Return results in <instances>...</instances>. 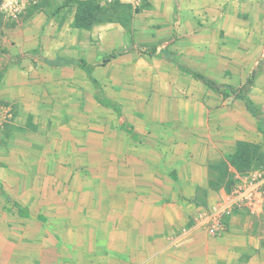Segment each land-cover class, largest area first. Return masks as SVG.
Masks as SVG:
<instances>
[{
	"label": "crops",
	"instance_id": "0c3cea01",
	"mask_svg": "<svg viewBox=\"0 0 264 264\" xmlns=\"http://www.w3.org/2000/svg\"><path fill=\"white\" fill-rule=\"evenodd\" d=\"M39 1L0 0L1 12L26 15L6 31L15 54L42 50L53 27ZM150 2L177 15L167 29L179 41L166 44L175 57L165 60L188 76L187 87L171 89L176 96L163 87L159 102H149L159 114L140 124L98 104L92 86L91 107L113 111L115 126L89 112L57 120L55 132L41 117L24 118L30 108L22 92L13 94L15 129L0 138V264H264V170H237L230 161L264 153L258 121L241 99H223L179 68L237 89L264 129V0ZM43 56L48 68L66 65ZM8 95L2 86L0 96ZM250 173L262 176L261 199L208 235L201 214Z\"/></svg>",
	"mask_w": 264,
	"mask_h": 264
},
{
	"label": "rangeland",
	"instance_id": "374dc122",
	"mask_svg": "<svg viewBox=\"0 0 264 264\" xmlns=\"http://www.w3.org/2000/svg\"><path fill=\"white\" fill-rule=\"evenodd\" d=\"M81 1L85 2L40 0L38 6L45 8L53 27L47 30L43 38L42 50L22 51L19 54L14 53L16 42L6 31L21 25L26 15L19 13L16 16L13 12L0 11V90L3 86L9 92L7 97L0 96V138L8 137L15 129L11 122L18 117L13 95L17 92L23 93L20 98L30 108L24 118L31 121L41 117L43 122L46 121L45 127L53 132L58 129L55 124L57 120L82 119L89 112V118H95L97 122L111 121L109 124L115 126L113 111L97 105L94 109L91 107L92 84L82 70L67 64L69 59H82L94 66L92 76L102 93L118 101L120 110L140 124L151 122L148 118L151 113L159 114L158 110H151L149 102L153 99L159 102L163 87H168V94L172 93L173 96H176V91L171 89L187 87L188 76L165 60L169 53L172 54L171 58L175 57L171 47H166L167 42L179 41L177 33L167 29L168 24L177 19L174 11L167 14L153 10L150 0H89L92 2L93 23L89 28H77L73 22ZM69 19L70 23L65 26ZM56 23H59L57 27L54 25ZM162 45L165 48L161 49ZM113 50L122 51L123 54L102 64ZM44 54L47 58L64 60L65 67L48 68L42 61L46 59ZM31 58L33 64L27 61H31ZM35 58L40 62L36 63ZM21 88L23 91H19ZM177 94L182 99L183 92L177 91ZM38 110L40 114L36 112ZM104 127L108 129L110 125ZM130 148L133 149V146L129 144ZM260 154L241 170H264V153Z\"/></svg>",
	"mask_w": 264,
	"mask_h": 264
},
{
	"label": "trees",
	"instance_id": "16d2710c",
	"mask_svg": "<svg viewBox=\"0 0 264 264\" xmlns=\"http://www.w3.org/2000/svg\"><path fill=\"white\" fill-rule=\"evenodd\" d=\"M82 3H79L78 10L74 16V26L77 28H89L94 19L93 14H91V1H81ZM123 52L119 50H113L107 57H105L102 61V64L109 62L111 59H114L117 55H122ZM50 66H57V62H47ZM67 64L75 66L86 74L88 80L91 82L93 88H94V98L98 104H100L103 107L111 108L113 111H115L118 116H120V105L118 103H115L108 98H106L101 90V87L99 86L96 79L92 76V71L94 69L93 66L88 65L84 60L82 59H71L67 62ZM179 68L184 71L185 73H189L192 75V77L196 80L207 86L211 91L214 93H217L219 96H221L223 99L229 98V97H237L241 99L247 110L252 114L253 117H255L258 121V131L264 135V129L262 126V121L260 119V113L257 111V108L255 105L243 94H241L237 89L229 86V85H223L215 82L212 79L206 78L198 73L192 72L187 68L180 67ZM130 126H125V130H128ZM238 156V155H237ZM234 156L230 161L233 163V165L236 167L237 170H241L242 168H245L246 165L250 164L253 159L249 157H237Z\"/></svg>",
	"mask_w": 264,
	"mask_h": 264
},
{
	"label": "built area",
	"instance_id": "2783aa9c",
	"mask_svg": "<svg viewBox=\"0 0 264 264\" xmlns=\"http://www.w3.org/2000/svg\"><path fill=\"white\" fill-rule=\"evenodd\" d=\"M31 1L35 2L36 0ZM261 179V175L254 173L240 177L221 205L201 214L199 217L200 224L208 235H220L224 230V217L229 216L235 210L253 207L261 199Z\"/></svg>",
	"mask_w": 264,
	"mask_h": 264
}]
</instances>
